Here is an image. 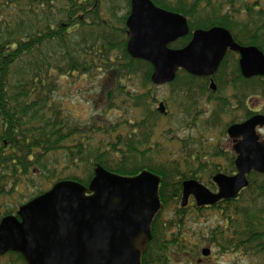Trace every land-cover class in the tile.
I'll list each match as a JSON object with an SVG mask.
<instances>
[{
  "label": "trees",
  "instance_id": "obj_1",
  "mask_svg": "<svg viewBox=\"0 0 264 264\" xmlns=\"http://www.w3.org/2000/svg\"><path fill=\"white\" fill-rule=\"evenodd\" d=\"M130 1L0 0V197L17 193L28 195L29 200L64 178L87 185L96 164L120 175L148 169L161 177L158 193L163 207L153 218L152 237L141 264H172L173 260L199 255L198 244L187 241L191 235L183 232L190 205L179 206L181 182L187 176L195 177L194 171L181 170L174 160L153 162L152 153L158 151L157 142L151 143L153 128L162 115L154 106L157 99L151 64L127 52L125 22ZM151 1L187 18L188 34L171 47L185 46L193 29L221 26L236 42L264 51V0ZM224 63L214 76L217 85ZM96 74L97 113L88 122L78 120L61 106L71 87L68 82L67 88L63 87L62 79H95ZM238 80L250 90L253 82L251 94L258 92L264 98V77ZM126 83L132 86L126 87ZM169 85L175 89L177 107L184 111L195 109L208 90L206 78L181 70ZM123 105L130 109L132 118L122 122L124 131H120V124H106L104 115ZM192 166L185 161L184 168ZM75 170L81 172L75 174ZM254 182H259L264 196V180L252 177ZM255 194L259 196L257 191L251 195ZM171 204L175 205L172 214L164 219L162 213ZM194 209L200 211V207ZM228 213L224 207V214ZM235 213L238 219L233 213L224 220L226 225L209 228L207 242L215 244L217 252L237 249L244 242L262 247L264 204L253 211L248 203ZM243 213L245 223L240 224ZM251 224L255 230L250 229ZM243 228L250 232L247 238L240 235ZM10 254L22 261L18 253Z\"/></svg>",
  "mask_w": 264,
  "mask_h": 264
},
{
  "label": "water",
  "instance_id": "obj_2",
  "mask_svg": "<svg viewBox=\"0 0 264 264\" xmlns=\"http://www.w3.org/2000/svg\"><path fill=\"white\" fill-rule=\"evenodd\" d=\"M126 26L127 52L151 64L154 85L172 82L178 69L194 76H212L227 49L239 54L245 78L264 76V53L255 45L235 43L221 26L196 29L184 47L170 48V43L188 33L187 20L151 0L130 1ZM209 86L215 89L212 79ZM157 109L166 112L163 101ZM263 124L264 116L255 114L242 124L231 125L229 136H243L234 146L237 173L216 174L217 193L195 179L184 180L180 206L188 204L190 195L198 207L233 198L247 185V172L264 173V142L255 132ZM160 180L148 169L120 175L100 164L87 185L58 180L19 205L14 214L0 219V255L16 252L26 264H141L152 237L153 218L162 208ZM201 252L207 255L210 250Z\"/></svg>",
  "mask_w": 264,
  "mask_h": 264
},
{
  "label": "rangeland",
  "instance_id": "obj_3",
  "mask_svg": "<svg viewBox=\"0 0 264 264\" xmlns=\"http://www.w3.org/2000/svg\"><path fill=\"white\" fill-rule=\"evenodd\" d=\"M123 11H120L119 15H121ZM264 53V51H263ZM232 55H230L226 62L225 66L221 72L220 84L218 86V91L220 87L219 95L226 98V103H222L219 105L215 100V96L206 97L200 96V100H198L196 108L190 109L188 111H184L183 109H179L177 106V102L175 100V89L170 85H158L155 88V97L157 101L155 102V107L157 106V102L159 100H163L166 103L168 114H164L160 116L158 122H155V127L153 128V138L151 143L157 142L158 151H154L152 153V157L154 158L153 162H167L174 160L175 162L181 165V170L186 169L185 161L191 162L190 157H185L183 154L184 150L193 154L195 152H200V159L206 162V166L200 169V172H196L194 177L200 183L204 184L208 182L210 177L216 173L217 171H222L226 173H231L230 171V160L225 156L216 157L220 147L218 143H221L223 148H228L230 146L229 140L224 136L225 124L229 122L231 119L235 118V114L232 112H227L220 119L215 120L213 117L214 111H219V106L226 107L227 101L229 97L232 95L231 90L229 88H224V81L229 79V74L234 71L233 69V59ZM99 74H96L95 79L93 76L87 78L81 77H72L75 81H69L67 78H63L62 85L65 87L68 83H71V87L67 89V92L62 97L61 106L65 108V111L72 117L77 118L78 120H84L88 122L98 110V104L95 103L96 97L98 95V90L95 88L97 84ZM68 82V83H66ZM113 84V82H111ZM137 83V80L136 82ZM237 85L240 83L237 82ZM110 84V85H112ZM68 86V85H67ZM66 86V88H67ZM132 86L130 83H126V87ZM221 87H223L221 89ZM251 90L253 89V82H251ZM209 94V91H208ZM248 98L251 99L252 108H257L262 110L264 105V98L258 92L256 94H249ZM103 108V105L102 107ZM101 110V109H100ZM139 110L134 112V116L137 117ZM107 116L108 122L106 124L117 123L120 124L118 130L124 131V127L122 122L125 119L132 118L130 109L125 108L124 105L120 107L119 110H111L104 117ZM218 116V115H217ZM132 123V121H131ZM130 125V124H129ZM125 129H127L125 127ZM264 130L260 132V136L264 138ZM100 138V136L98 135ZM102 139V138H101ZM156 146V145H155ZM70 173V171H66ZM81 171H76L75 174L80 173ZM206 186L208 184H205ZM259 182H254L251 185V192H244L241 197L232 203L229 207V210L233 212L236 219L239 216H236L237 209L243 210L244 206L248 203L251 205L252 210L256 211V208L260 205L264 204V196L262 195L260 189L258 188ZM257 191L259 196L256 194L253 195L256 197L253 199L251 195L253 192ZM23 195V194H21ZM18 195L14 193L10 196L0 197V217L4 215L7 209H11L12 207L17 206L20 203L26 201L28 195ZM192 199L190 200L191 203ZM189 203V204H190ZM226 205L223 204L221 207L216 209H206L202 211H197L194 209L193 205H190L185 212V227L183 228V232H186L187 236L191 235V238L187 241L191 243L198 244V254L201 257V249L204 247H208L212 250V253L209 258H200V264H264V237L262 238L263 246L256 247L255 242H244V244L240 245L239 248L234 250H228L225 252H217V247L215 244H210L207 242L205 237L209 228L217 226V225H226L224 223V207ZM175 205L171 204L169 208L164 210L162 216L165 218L170 217ZM228 210V214L230 211ZM15 209L13 210V212ZM264 221V213L261 215ZM233 217V218H234ZM245 213L240 215V220L238 223H245ZM253 222H257V220L252 219ZM243 232L240 235H245L247 238L250 235V232L247 231V228H243ZM246 229V230H245ZM250 229L255 230V225L251 224ZM193 239V240H192ZM199 239L200 242L197 240ZM246 240V239H245ZM244 240V241H245ZM193 241V242H192ZM208 244V246H207ZM263 249V250H261ZM196 257L193 255L186 256L184 258H179L177 260H173L172 264H197L195 262ZM9 263V264H24L22 261L15 258V256L8 254L0 256V263Z\"/></svg>",
  "mask_w": 264,
  "mask_h": 264
},
{
  "label": "flooded vegetation",
  "instance_id": "obj_4",
  "mask_svg": "<svg viewBox=\"0 0 264 264\" xmlns=\"http://www.w3.org/2000/svg\"><path fill=\"white\" fill-rule=\"evenodd\" d=\"M193 31L194 30L191 31V34H192ZM179 39H181V38H179ZM178 40H176L175 42H177ZM234 42L237 43V44H240V45H244V44H241L239 42H236V40H234ZM228 55H232L234 57V58H232L233 59V69H234V71H232L229 74V79H226L224 81V85L225 86H223V87L224 88H229L231 90V93L232 92L233 93H232V95L229 97V99L227 101V105H229V106H226V107L219 106V111L217 112L215 110L213 117L216 120L217 117H218V119H220L222 117V115H224L227 112H232V113L235 114V118L231 119L229 122H226L227 124H225L226 126L224 128V131H225L224 136L226 137L227 140H229L230 146H228V148H223L221 146V143L219 142L218 143V146L220 147V149H219V151H218V153L216 155V157L222 155V156H225V157H228L229 158V160H230V168H231L230 171H231V173H226V175H234V174L237 173V168H236V165H235V160H236V158L238 156V153L234 149V146H235L236 143H238L239 141L242 140L243 136L242 135H239V136L231 137V136L228 135L227 129L231 125L242 124L243 122H245L246 120H248L250 117H252L255 114H261V115L264 116V113H262V110H260V109L252 108V106H251V99L248 98L249 94H251L250 93V89L249 88L247 89L245 87V85H237V83H236V81H239L238 79L240 77L242 79H244V80H250V78H245L241 74L240 67H239V54L237 52L232 51L230 49H227V51L225 52L224 57L222 58V60H221V62L219 64L217 70L212 75L213 79H214V76L218 73V71L220 69V66L222 65V62L224 60L226 62V60L228 58ZM224 66H225V63H224ZM224 66L221 68V70L219 72V75H221V72H222ZM237 69H238L239 72L237 71ZM180 70L181 71H184L185 73H187L185 70H182V69H180ZM238 74L240 75V77L237 76ZM201 77L206 78L207 82H210V77L209 76H201ZM239 83H240V81H239ZM223 87H221V89ZM207 89L208 90L205 93L207 95L206 97H209L210 98V97H213L214 95H216L215 96V100L217 101V103L219 105H221L222 103H226V101L225 102L222 101V100H226V98L219 95L220 87H219V91H218V86H215V89L212 90L207 85ZM208 91H209V94H208ZM205 94L203 95V97L205 96ZM243 99H244V101H243ZM220 114H222V115H220ZM263 130H264V124L262 126H256L255 127V132L258 135V140L260 142H264V138L262 139L261 136H260V132H262ZM183 154H185L184 155L185 157H190L191 163H192L193 166L192 167H189V168H186V169H189L191 171H194V174L196 172H200V169H202L203 167H205L207 165L204 160H201L200 159V152H198V151L195 152V153H193V154H191V153H189V152H187V151L184 150ZM217 173H223V174H225V172L217 171L216 173H214L210 177V179H209L208 182H205L204 183V185L205 184H208L206 187L211 192H213V193H217L218 192V185L213 180V177ZM252 177H254L256 179L261 178L262 180H264V173H258L255 170L251 169L249 172L246 173L247 185L244 186V187H242L239 190L238 194L235 197H233V198H223V199H220L213 206H209V205L208 206H203V207H200V210L202 211V210H206V209H216V208L221 207L223 204H225L226 205L225 207H227V209L229 210L230 205L232 203H234L235 201H237L244 192H251L252 191V188H251V185L253 184L252 183ZM188 178H192V177L187 176L184 179H188ZM181 184H182V182H181ZM191 199H193V196L192 195L189 196V200H191ZM190 205H194L193 200L190 203ZM232 216H233V212L230 211V214H224L223 218H225V220H226L227 218L232 217ZM211 253H212V250H210V252L206 256L201 255V257H200V254H199L196 257L195 262L197 264H200V258L201 259L202 258H205V259L206 258H209L210 255H211ZM8 254H10V252H8Z\"/></svg>",
  "mask_w": 264,
  "mask_h": 264
}]
</instances>
